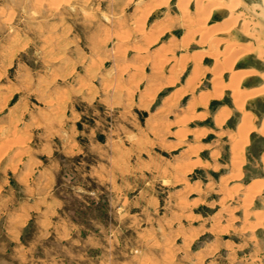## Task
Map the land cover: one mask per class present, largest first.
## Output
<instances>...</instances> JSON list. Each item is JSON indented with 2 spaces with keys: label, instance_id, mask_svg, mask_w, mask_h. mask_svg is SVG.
Returning <instances> with one entry per match:
<instances>
[{
  "label": "rangeland",
  "instance_id": "obj_1",
  "mask_svg": "<svg viewBox=\"0 0 264 264\" xmlns=\"http://www.w3.org/2000/svg\"><path fill=\"white\" fill-rule=\"evenodd\" d=\"M211 11L263 34L259 0H0V264H264V97L163 46Z\"/></svg>",
  "mask_w": 264,
  "mask_h": 264
},
{
  "label": "crops",
  "instance_id": "obj_2",
  "mask_svg": "<svg viewBox=\"0 0 264 264\" xmlns=\"http://www.w3.org/2000/svg\"><path fill=\"white\" fill-rule=\"evenodd\" d=\"M208 18L205 24L208 32L207 36H196L194 31L186 34L185 29H183V31L177 33L176 37L162 35V38H166L163 46L174 50V54H218V52L221 53L225 50L224 45L232 44L234 51L230 54H236L232 59L235 66L230 74L225 72L227 79H230L226 90L233 89L231 83L237 78L241 83L244 100H258L264 97V20L261 22L263 24H260L263 34L258 36L257 39L249 40L238 35L235 30L231 31L230 29L234 26L226 18L218 16V13L211 11ZM248 60L256 62L257 65H237ZM246 83H249V85H246ZM263 114L260 113V117L257 119L256 133L258 138L264 141ZM256 164L261 171V175L247 183L252 190L251 193L248 191L243 192V195L250 194L255 197L258 206L255 214L258 217H264V148L260 152Z\"/></svg>",
  "mask_w": 264,
  "mask_h": 264
},
{
  "label": "bare ground",
  "instance_id": "obj_3",
  "mask_svg": "<svg viewBox=\"0 0 264 264\" xmlns=\"http://www.w3.org/2000/svg\"><path fill=\"white\" fill-rule=\"evenodd\" d=\"M261 1V5L263 6L264 8V0H259ZM183 5V4H182ZM185 6V5H184ZM208 6V5H207ZM257 6V5H256ZM182 8V7H181ZM184 8V7H183ZM200 8V7H199ZM245 8V7H244ZM183 10V9H182ZM205 10V9H204ZM184 11V10H183ZM181 12V11H180ZM204 24V23H203ZM202 25V24H201ZM217 25V24H216ZM218 26V25H217ZM219 27V26H218ZM201 31V30H200ZM220 32V31H219ZM162 34V33H161ZM209 47V46H208ZM237 51V50H235ZM226 54V53H225ZM210 55V54H209ZM216 69V68H215ZM196 75V74H195ZM198 76V75H197ZM197 80V79H196ZM192 84V83H191ZM263 92V91H262ZM206 100V99H205ZM221 120V119H220ZM248 125V124H247ZM242 129V128H241ZM248 129H245V131H247ZM242 132V131H241ZM242 135V134H241ZM242 146V145H241ZM208 166V165H207Z\"/></svg>",
  "mask_w": 264,
  "mask_h": 264
}]
</instances>
